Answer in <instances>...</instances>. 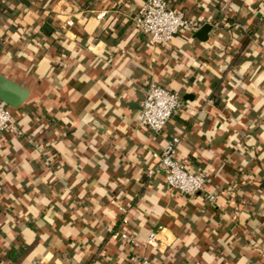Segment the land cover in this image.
Wrapping results in <instances>:
<instances>
[{
	"label": "crops",
	"instance_id": "0c3cea01",
	"mask_svg": "<svg viewBox=\"0 0 264 264\" xmlns=\"http://www.w3.org/2000/svg\"><path fill=\"white\" fill-rule=\"evenodd\" d=\"M144 1L0 0L24 131L0 134V264H264V0H170L196 28L166 46L133 25ZM152 80L183 99L161 133L137 123ZM173 136L196 195L148 174Z\"/></svg>",
	"mask_w": 264,
	"mask_h": 264
},
{
	"label": "built area",
	"instance_id": "2783aa9c",
	"mask_svg": "<svg viewBox=\"0 0 264 264\" xmlns=\"http://www.w3.org/2000/svg\"><path fill=\"white\" fill-rule=\"evenodd\" d=\"M135 29L144 34L148 41L157 46L169 45L182 32H191L196 26L186 13L174 7L170 0H145L133 17ZM181 94L162 83L152 80L146 89L137 123L156 133H161L169 120L181 108ZM10 132L17 136L24 134L17 124L9 107L0 100V134ZM181 142L180 136H173L162 150H153L154 166L148 170L149 176L161 173L164 175L168 189L185 195H196L205 189L208 174L206 171H192L182 162L178 155ZM215 194L209 193L208 198L214 200ZM131 204L120 205L122 211H127ZM119 236L130 240L136 245V240L130 239L125 231ZM159 233L152 230L143 245L156 246ZM136 247V246H135ZM130 259L133 264H154L153 258L147 253L132 251Z\"/></svg>",
	"mask_w": 264,
	"mask_h": 264
},
{
	"label": "water",
	"instance_id": "95a60500",
	"mask_svg": "<svg viewBox=\"0 0 264 264\" xmlns=\"http://www.w3.org/2000/svg\"><path fill=\"white\" fill-rule=\"evenodd\" d=\"M210 25H205L200 33L205 32ZM22 93V90L18 88L11 80L7 79L0 74V100L9 104L10 106H17L20 102L19 95Z\"/></svg>",
	"mask_w": 264,
	"mask_h": 264
},
{
	"label": "trees",
	"instance_id": "16d2710c",
	"mask_svg": "<svg viewBox=\"0 0 264 264\" xmlns=\"http://www.w3.org/2000/svg\"><path fill=\"white\" fill-rule=\"evenodd\" d=\"M51 27H52L51 21H49L47 24L44 25L43 29H44L45 32H51V30H52Z\"/></svg>",
	"mask_w": 264,
	"mask_h": 264
}]
</instances>
